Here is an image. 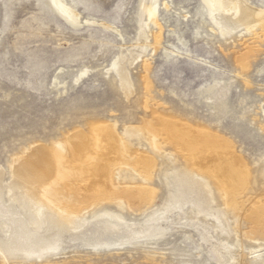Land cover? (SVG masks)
Instances as JSON below:
<instances>
[{"label":"bare ground","instance_id":"bare-ground-1","mask_svg":"<svg viewBox=\"0 0 264 264\" xmlns=\"http://www.w3.org/2000/svg\"><path fill=\"white\" fill-rule=\"evenodd\" d=\"M161 1L140 0L137 50L120 51L106 68L105 75L120 78L127 97L134 87L130 67L143 61L148 72V47L156 51L163 39ZM163 1L170 10V0ZM209 3L210 23L224 39L264 30V10L248 0ZM50 4L72 28L92 23L72 1ZM151 23L159 28L154 43H149ZM259 49L251 45L235 55L243 72L249 71ZM88 73V68L80 69L74 83ZM229 83L216 81L208 89L216 112L226 109ZM117 126L101 124L90 131L74 130L48 145L33 144L0 168L1 263L54 264L67 254L66 245L90 249L95 256L140 245L151 249L145 264H193L173 254L186 256L188 251L167 240L175 231H186L195 232L207 252L208 259L198 264H264V204L247 198L239 202L258 182L264 190V168L259 181L228 138L175 118L144 119L121 130ZM155 179L164 189L160 204ZM128 214L141 218L129 219ZM164 240L172 248H161Z\"/></svg>","mask_w":264,"mask_h":264},{"label":"rangeland","instance_id":"rangeland-1","mask_svg":"<svg viewBox=\"0 0 264 264\" xmlns=\"http://www.w3.org/2000/svg\"><path fill=\"white\" fill-rule=\"evenodd\" d=\"M69 1L83 18L95 24L70 27L51 7L50 0H0V168H7L27 147L51 144L74 130L90 131L101 124H117L121 130L161 116L228 138L253 177L262 180L264 30L255 29L252 34L242 31L224 39L210 23L209 0H170L168 11L162 0L159 23L163 39L156 51L148 47L145 54L151 55L147 57L149 73L143 61L130 67L134 87L127 97L119 87L120 78L105 73L120 51L127 54V50H137L140 0ZM248 1L264 10V0ZM158 31V26L151 23L149 43H154ZM250 43L260 49L249 71L243 72L234 59L237 53L246 52ZM82 68H88L89 73L75 84L74 77ZM216 81L230 82L222 112H216L207 99L208 89ZM155 180L158 192L161 188L156 200L160 204L164 189ZM262 190L258 182L250 196L239 199L240 204L248 199L264 204ZM139 215L128 214V218L140 219ZM167 240L188 251L186 256L173 252L180 254V259L193 264L208 259L195 232L175 231ZM165 241L161 248H172ZM243 242L250 245L246 239ZM125 247L128 249L95 256L90 249L66 245L67 254H61L54 264L146 263L149 247Z\"/></svg>","mask_w":264,"mask_h":264}]
</instances>
